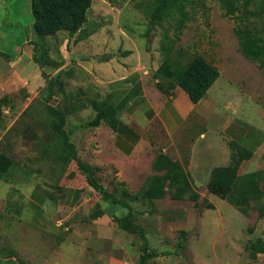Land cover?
Masks as SVG:
<instances>
[{"label":"rangeland","instance_id":"obj_1","mask_svg":"<svg viewBox=\"0 0 264 264\" xmlns=\"http://www.w3.org/2000/svg\"><path fill=\"white\" fill-rule=\"evenodd\" d=\"M243 1L248 2L247 10L240 5L237 16L243 20L249 18L250 25H257L264 36V0ZM156 3L157 0H93L88 22L81 33L71 35L63 31L41 38L34 31L31 0H0V80L8 87L13 81L21 82L19 77L24 79L22 83L9 85L10 94L0 96V107L10 106L7 123L13 126L0 144V150L10 153L16 161H29L36 175L40 173L37 165L42 157L41 138L44 140L47 134H52V125L58 122V117L49 113V107L67 112L69 132L77 126L87 127L95 117L91 101L104 97L96 93L90 77L80 66L60 73L54 97L48 100L49 81L58 76L55 72L61 60L59 48L70 39L71 57L86 67H91L98 60L97 56L109 52L115 53V62L136 61L138 49L151 80H157L156 72L168 58L167 49L172 50L170 60L181 68L196 53L206 57L223 74L211 89L212 94L220 85L225 90L223 105L217 110L229 109L226 119L237 123L236 130L222 133V140L229 148V142L246 136L248 144L255 149L254 157L243 162L239 174L263 170L264 69L243 55L236 36V30L249 23L245 21L240 25L239 21L226 17L219 0H189L184 4L183 14L173 11L153 27L151 14ZM17 47L25 51L21 64ZM132 51L134 55L128 58ZM28 52L32 53V59ZM2 53L12 58L10 62L14 67L8 65ZM85 109L90 111H79ZM9 142L11 147L7 149ZM160 153L163 152L157 149L154 157L140 161V182L138 187L132 185L131 192L130 186L116 182L115 166L100 177V182L110 192L118 188L117 196L140 214L138 220L145 223L150 248L161 254L149 264H264V254L258 253L254 258L246 249L249 242L264 240V218L260 219L255 209L248 217L244 216L228 202L210 194L208 173L194 174L195 180L191 178L201 196L199 206L189 199L177 202L167 196L162 200L145 201L137 196L147 178L164 174L153 168ZM231 154L229 148V156L216 165H229ZM46 162L48 164L40 169L45 173L44 179L51 181L50 191L64 193L66 189L54 187L63 179L62 167L56 162ZM126 172H130L128 167ZM124 190L130 192L128 197L124 196ZM20 199L12 194L9 200L12 207L19 205ZM208 204L215 208L208 209ZM63 205L52 215L48 209L40 211L31 207L23 219L14 210L11 242L0 243V256L7 260H1L0 264L139 263L140 235L122 230L117 223L111 226L110 221L105 223L111 217H123L125 209L104 202L106 216L96 224L87 206L71 209ZM165 253L171 255L165 256Z\"/></svg>","mask_w":264,"mask_h":264},{"label":"crops","instance_id":"obj_2","mask_svg":"<svg viewBox=\"0 0 264 264\" xmlns=\"http://www.w3.org/2000/svg\"><path fill=\"white\" fill-rule=\"evenodd\" d=\"M98 33L102 37H107L101 32ZM69 41L71 40L68 39L59 48L61 60L55 74L58 75L76 65L80 66L84 74L90 77V83L94 86L96 93L104 98H111L120 120L116 131L102 123L96 128L77 126L72 132L67 129L69 126V120H67L65 129L71 141L76 145L80 159L99 168V177L111 172L115 166L117 169L116 182L130 186V192L132 185L136 184L138 187L140 182L138 164L141 160L154 157L157 149L180 162L184 168L187 167L186 171L191 175L192 180H195V176L201 172L208 173L207 180L210 179L213 168L218 167L216 163L229 156L228 144L222 140V133L236 130L235 124H237L235 120L230 122L226 119L225 113L229 109L228 111L217 110L223 105L224 88L221 85L217 86L214 94L211 93V89L222 77V72L207 96L195 104L181 87L172 88L167 84L163 86V90L160 89L157 85L159 80L149 78L148 71L145 70L146 65L140 60L141 55L138 49L135 51L138 55L136 61L115 62V53L109 52L97 56L98 60H95L96 62L91 67H86L74 56L71 57ZM73 41L75 42V38ZM17 51L20 53L18 60L21 64L24 61L25 51L19 47ZM135 52L132 51L128 58ZM105 55H107L106 58L99 59L100 56ZM1 56L6 58L11 68L14 67L10 62L12 58L3 53ZM28 56L32 59L31 52H28ZM19 79H21L19 83L24 80L23 77ZM13 83L19 84L14 81L10 84L14 85ZM10 84L6 87L0 80V96L11 93ZM9 107H0V144L13 127L7 123V115L10 114ZM79 111L87 113L90 110ZM244 127L247 130L246 123ZM253 134L249 135V139ZM246 139V136L237 137L236 141L245 147L253 148ZM43 144L44 140L41 138L42 157L37 165V171L40 173L36 175L33 173L29 167V161L24 159L20 162L14 159L19 163L20 168L0 180L1 244L11 242L14 210L23 219L31 207L41 211L48 209L49 214L52 215L65 204L63 206L71 209L87 206L96 224H99L106 216L104 202L101 201L99 193L87 184L86 178L77 172L73 163L63 174V179L58 186H54L58 190L66 189L65 194L50 191L51 181L44 179L45 173L40 168H43L45 163L48 164L46 161L49 163L53 161L43 154ZM10 145L11 142L6 145V148L9 149ZM8 154L11 156L10 153ZM127 167L130 169L128 173L126 172ZM12 194L21 197L19 205L14 207H12V200L9 201ZM103 213L105 215L98 217ZM112 219V217L107 219L105 223L110 221L108 225L111 226L115 223ZM132 224L145 227L143 220H138V218H133ZM1 260L6 261L7 259L0 256Z\"/></svg>","mask_w":264,"mask_h":264},{"label":"trees","instance_id":"obj_3","mask_svg":"<svg viewBox=\"0 0 264 264\" xmlns=\"http://www.w3.org/2000/svg\"><path fill=\"white\" fill-rule=\"evenodd\" d=\"M189 0H157L151 14V26L161 24L168 18L171 12L180 14L185 12V3ZM225 16L232 18L247 26L239 27L236 36L239 39L241 52L251 62L258 64L259 68L264 69V36L257 25L251 26V20L239 18L240 5L247 10V3L243 0H219ZM243 1V4L241 3ZM32 12L34 17V31L37 36L47 38L66 31L71 35L79 34L83 31L89 19V12L93 6V0H31ZM79 40H81L79 38ZM168 58L156 72L157 84L163 90V86L169 85L172 88L181 87L190 97L191 101L198 104L208 94L221 76L219 68L208 61L201 54H194L187 65L179 67L170 60L171 49H167ZM130 54V53H129ZM128 54V55H129ZM41 67H43L41 65ZM59 75L49 81L50 95L48 100L53 99L54 87L58 84ZM161 78L169 80L165 83ZM91 108L95 112V117L88 123V128H96L102 123L107 124L114 131L118 129L120 120L118 111L110 97L91 101ZM49 113L58 117V122L54 123L52 134L44 137L43 154L53 162L58 163L65 173L73 164L78 173L86 178L87 184L100 195L103 202L122 207L126 210L123 217H112L113 222L130 233L139 234L142 239L140 247V260L138 264H149L152 259L161 256L157 251L150 248L145 229L132 224L133 218H140V214L134 210L129 203L117 196L118 188L110 192L101 182L98 175L100 169L84 162L79 157L76 145L71 141L70 135L65 129L68 114L62 109L49 107ZM232 152L231 163L226 166L213 168L211 177L207 184L210 194L220 197L238 209L244 216H249L250 211L255 209L260 219L264 218V169L240 175L239 170L245 161L251 160L255 155L254 148H248L236 141L229 142ZM264 159V152H263ZM19 169L12 156L0 151V180L5 176ZM154 170L164 172L147 178L141 189L137 192L139 198L145 201L162 200L167 196L173 201H183L189 199L199 206L200 194L195 190L191 175L178 162L164 153H160L154 163ZM74 174H76L74 172ZM122 185V183H121ZM81 192V191H80ZM79 192V193H80ZM124 196L128 197L130 192L127 190ZM208 209H214L213 204H208ZM41 211V210H40ZM99 214L98 217H102ZM182 247V243L180 245ZM247 251L251 252L256 258V254H264V240L259 238L247 244ZM163 255H171L165 253Z\"/></svg>","mask_w":264,"mask_h":264}]
</instances>
